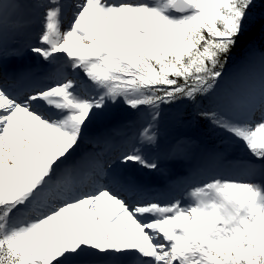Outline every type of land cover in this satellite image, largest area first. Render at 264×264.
I'll list each match as a JSON object with an SVG mask.
<instances>
[{
    "label": "snow or ice",
    "instance_id": "6c2138e0",
    "mask_svg": "<svg viewBox=\"0 0 264 264\" xmlns=\"http://www.w3.org/2000/svg\"><path fill=\"white\" fill-rule=\"evenodd\" d=\"M27 24L43 78L5 66ZM257 26L264 0H0V264H264V56L232 71ZM136 124L114 163L85 149ZM209 126L249 157L131 175Z\"/></svg>",
    "mask_w": 264,
    "mask_h": 264
},
{
    "label": "rangeland",
    "instance_id": "374dc122",
    "mask_svg": "<svg viewBox=\"0 0 264 264\" xmlns=\"http://www.w3.org/2000/svg\"><path fill=\"white\" fill-rule=\"evenodd\" d=\"M79 43H88V41H79ZM179 111L173 110L171 112V119L167 122L168 125H172L178 118ZM142 123V122H141ZM136 131H138L141 127V124H136ZM180 131V128L178 129ZM186 130L183 128L180 132H185ZM199 133V131H198ZM217 133L219 134V142L215 143L213 148L218 150L219 152H224L226 161H236L240 159H245L249 157V153L239 144L233 142L230 136L223 131L218 130ZM200 138L195 136L194 142L190 146H181L182 150L187 152V158L178 160L181 163V168H188V166H193L195 162L198 160V157L202 155V151L199 145ZM218 148V149H217ZM214 149V151H216ZM216 153V152H215ZM169 163V162H168ZM192 168V167H191Z\"/></svg>",
    "mask_w": 264,
    "mask_h": 264
},
{
    "label": "trees",
    "instance_id": "16d2710c",
    "mask_svg": "<svg viewBox=\"0 0 264 264\" xmlns=\"http://www.w3.org/2000/svg\"><path fill=\"white\" fill-rule=\"evenodd\" d=\"M254 50L264 51V39H262L260 36L259 26H257L254 30L250 31L249 34L242 39L239 46V50L236 53L234 65L240 62V60L247 57L248 54H250V52ZM181 112L184 113L185 120L191 119L186 109H181ZM200 130L202 131V134L205 138H207L208 140H212L213 132L217 129L209 126L207 128H202Z\"/></svg>",
    "mask_w": 264,
    "mask_h": 264
},
{
    "label": "bare ground",
    "instance_id": "6f19581e",
    "mask_svg": "<svg viewBox=\"0 0 264 264\" xmlns=\"http://www.w3.org/2000/svg\"><path fill=\"white\" fill-rule=\"evenodd\" d=\"M26 28L24 29V30H22L21 29V32H20V34L21 35H14L13 37H19V39H21V40H19V42H20V45H19V50L17 49L16 50V52H17V54H19V56L18 57H16V56H8V57H12V58H8L7 59V57H6V62H9L10 60H13V62H16V63H21V66H25L24 64H22V63H24V62H21V60L24 58V60L25 61H28L29 59H30V51L29 50H26L25 52H21L24 48H25V45H23V44H25L26 43V37H30L29 36V33L27 32V26H25ZM11 30H17V29H15V28H11L10 29V31ZM18 31H20V30H18ZM10 33V32H9ZM11 36H12V34H11ZM10 35H9V37L8 38H10L11 37ZM22 41V42H21ZM14 47H16V46H14ZM25 50V49H24ZM23 50V51H24ZM14 51V50H13ZM20 53H23L22 55H24L23 57H21L22 55H20ZM16 57V58H15ZM34 57H35V55H34ZM36 62H38V61H35V62H33V63H35L36 64ZM247 62V61H246ZM245 62V63H246ZM18 64V65H19ZM27 65H30V61L27 63ZM240 65H242V64H240ZM240 65H238V66H240ZM15 66V65H14ZM35 66H38V67H40V65L38 64V65H35ZM237 66V67H238ZM237 67H235V68H233L232 69V71H235L236 70V68ZM127 137H124V140L126 139ZM85 149H86V146H85ZM173 163H175V161H173L172 163H169V164H167L165 167H164V169L165 168H169V169H171L172 167H173ZM140 170V169H139ZM143 171V173H145V174H143V178L145 179H147V180H149V181H151V182H154V180L158 177V176H160L161 174H159V175H152V174H150L147 170H142ZM135 176V175H134Z\"/></svg>",
    "mask_w": 264,
    "mask_h": 264
}]
</instances>
